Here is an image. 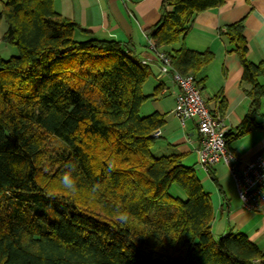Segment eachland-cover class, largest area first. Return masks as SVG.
<instances>
[{"label":"trees","instance_id":"16d2710c","mask_svg":"<svg viewBox=\"0 0 264 264\" xmlns=\"http://www.w3.org/2000/svg\"><path fill=\"white\" fill-rule=\"evenodd\" d=\"M225 2L162 0L148 31L172 72L193 76L200 92L214 55L182 43L200 14ZM2 23L1 41L18 55L0 56V264H264L245 234L215 237L210 195L183 155L153 154L165 121L140 109L161 87L144 94L153 70L130 44L94 38L62 18L54 0L2 2ZM244 29L241 20L219 32L240 60L249 102L226 131L232 153L264 120V60L250 61ZM216 103L210 112L223 119L222 92ZM68 170L75 193L59 183Z\"/></svg>","mask_w":264,"mask_h":264},{"label":"crops","instance_id":"0c3cea01","mask_svg":"<svg viewBox=\"0 0 264 264\" xmlns=\"http://www.w3.org/2000/svg\"><path fill=\"white\" fill-rule=\"evenodd\" d=\"M0 0V11L2 2ZM162 0H54V10L62 17L92 33L101 40H114L130 44L133 55L142 60L151 55L148 48V31L160 20ZM244 20V37L249 46V59L253 63L264 60V0H226L221 8L200 14L182 45L193 51L210 52L213 63L206 71L207 83L201 92L209 111L217 107L216 97L222 92L227 101L223 124L228 131L236 128L249 110V102L241 86L242 66L235 54L227 47L219 32ZM6 25H0V56L13 57V47L2 43ZM81 38L87 35L78 33ZM150 67L153 76L143 87L145 95L153 94L161 87L156 98L146 102L140 114L147 117L157 113L165 121L162 135L153 147V154L159 156L183 155V164L193 168L204 189L209 193L214 212L212 231L216 238L229 233L245 234L264 253V202L262 210L250 212L243 208L238 198L234 180L224 163H218L209 170L199 165L198 150L201 137L194 120L184 125L175 113L176 85L170 78H159V62ZM233 154L241 162H250L264 155V120L262 129L253 130L247 136L232 143ZM175 195H183L174 190Z\"/></svg>","mask_w":264,"mask_h":264},{"label":"built area","instance_id":"2783aa9c","mask_svg":"<svg viewBox=\"0 0 264 264\" xmlns=\"http://www.w3.org/2000/svg\"><path fill=\"white\" fill-rule=\"evenodd\" d=\"M151 55L142 59V65L159 62V78H170L177 87L175 113L184 125L186 120H194L201 137L198 150L199 165L209 170L218 163H224L231 174L238 198L245 210L259 212L264 202V155L250 162H241L228 148L225 139L226 128L223 120L212 114L195 85L193 76H182L172 72L170 58L156 48L149 40ZM162 135L161 130L153 134Z\"/></svg>","mask_w":264,"mask_h":264},{"label":"clouds","instance_id":"9594fccd","mask_svg":"<svg viewBox=\"0 0 264 264\" xmlns=\"http://www.w3.org/2000/svg\"><path fill=\"white\" fill-rule=\"evenodd\" d=\"M71 171L72 170H68L65 171L58 179H59V183L61 184L62 188L69 193H75L77 191L76 188V183L75 181L72 179L71 177ZM118 221H120L121 223L126 222L128 219V215L127 213H120L117 216ZM160 240L162 241V239L160 238ZM177 239L173 238V242H177Z\"/></svg>","mask_w":264,"mask_h":264},{"label":"rangeland","instance_id":"374dc122","mask_svg":"<svg viewBox=\"0 0 264 264\" xmlns=\"http://www.w3.org/2000/svg\"><path fill=\"white\" fill-rule=\"evenodd\" d=\"M77 40H84V38H81V37L77 36ZM13 49L15 51V55L14 56H17L18 55L17 50L14 47H13ZM7 58H9V57H7ZM53 145L56 146V147L60 146L58 142H53Z\"/></svg>","mask_w":264,"mask_h":264},{"label":"water","instance_id":"95a60500","mask_svg":"<svg viewBox=\"0 0 264 264\" xmlns=\"http://www.w3.org/2000/svg\"><path fill=\"white\" fill-rule=\"evenodd\" d=\"M153 32H155V31H153Z\"/></svg>","mask_w":264,"mask_h":264}]
</instances>
